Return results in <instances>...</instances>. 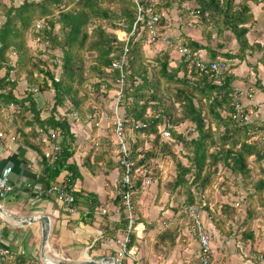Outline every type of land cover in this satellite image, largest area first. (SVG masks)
Here are the masks:
<instances>
[{
  "label": "trees",
  "instance_id": "16d2710c",
  "mask_svg": "<svg viewBox=\"0 0 264 264\" xmlns=\"http://www.w3.org/2000/svg\"><path fill=\"white\" fill-rule=\"evenodd\" d=\"M10 1L5 3L0 0V16L5 18L0 23V132L10 131L11 126L8 128L4 125L3 113L10 104H14L13 121L16 122L14 125L20 134H24L25 141L42 140L41 144H45L44 137L50 135L49 128L64 134L65 139L63 137L59 142L62 148L60 156L50 163V159L45 155L47 161L44 163L43 180L51 183L66 168L67 159L72 154L71 145L66 144L68 136L72 134L71 123L91 121L96 137V145L93 148L95 163L100 166L99 169L105 171V174H109L113 169L118 172L117 183L112 185V188L117 192L115 203L122 211V225L128 224L123 203L127 191L131 193L135 214L140 215L137 219L142 220L141 205L137 203L140 192L145 187L142 172L148 177L151 176L150 160L157 157L162 150L170 152V159L176 162L178 173L170 188L174 192L178 189L177 194H187L185 205L201 206L218 227L230 218L233 221L236 219V223L241 227L242 240L245 244H254L255 221L263 217L259 222H264V119L246 118L247 114H250L248 108L256 110L253 105L243 103L244 106L237 107V103L241 102L234 97L236 91L232 83L234 76H230L226 72L228 70L220 74L222 83L217 84L211 74L201 71L187 56L180 55L178 46L180 44L186 46L191 57H200L209 62L224 61L229 70L233 69L235 66L232 67L234 63L231 61L245 58L244 53L247 49L261 47L260 43L251 44L247 33L248 24L254 19L250 2L260 4L264 0H242L239 4L236 0H193L199 6L196 9L187 7L186 2L190 0H155L153 10L160 14L158 25L161 31L166 26H171L162 8L176 3L182 8L183 13L188 12L191 16L198 17L203 24L213 23L214 31L220 34L224 30L231 31L240 43L242 52L223 54L212 49L208 51V55L204 53L206 48H210L206 43L190 37V34L189 36L181 33L178 37L169 39L167 43L169 46L158 52V57L154 59L156 65L147 59L143 51V46L147 42H154L148 37L147 18L139 22L133 31L138 11L134 0H23L20 3L16 0ZM39 22H42L41 26L37 27ZM107 25L126 34L133 33L127 42L117 33L107 31ZM212 32L209 37L212 36ZM29 37L37 40L38 46L42 44L39 53L52 56V50L61 49L58 76L45 68L46 62L43 59H36L33 55V49L28 44ZM126 48L123 60L126 86L121 109L126 122L128 148L135 164L131 187L124 183V167L117 159V147L112 141L114 126L111 123L107 134L101 135L95 125V116L103 111L109 112L112 104L107 105L105 100L96 97L99 101L96 105L86 106V95L90 96L92 92L97 95L98 91L108 95L107 92L101 91L102 88L113 92L117 90L122 72L114 68L112 63ZM175 51L182 60L177 66L173 65L175 62L172 60V53ZM54 65L59 66L56 61ZM3 69L4 73L1 74ZM180 72L183 75H180ZM24 75L28 82L21 94L18 84ZM109 79L112 82H109ZM161 83L181 85L176 88L175 97H172L169 89L162 93ZM46 86H52L54 89V104L50 114L42 119L37 110V114L28 118L27 111H32L37 106L36 102L47 89ZM83 89L85 95L81 93ZM67 99L72 102V106H65ZM142 100L145 102L140 103ZM196 100L200 105H196ZM109 101L112 103L113 99ZM150 102H155V105H151L155 109L153 114H148L147 111ZM175 102H180L183 107L182 117L194 123L198 132L195 138L187 140L185 135L176 133L175 125L171 123V119H174L172 103ZM59 107L64 108L67 115H60ZM73 113H76V118L71 122L70 116ZM139 121L146 123V126L136 128ZM166 121L171 123L170 127L167 126L171 134L178 136L184 147L191 152L185 154L190 164L187 165L177 158L174 144L170 146V143H162L160 147L154 145L144 150L139 149V142H142L140 139L132 141L130 130L146 134L155 133L158 137L164 138L162 131ZM29 144L33 148L38 146L34 142ZM70 170L72 173L70 180L74 183L79 176L78 168ZM220 170L224 173H220ZM226 171L234 175L233 185L236 186V191L225 189L228 184ZM219 177H223V181L217 184L222 192L221 196L225 195L228 199L237 196L234 199V206L230 202L213 199L214 196L211 194L214 193L215 182ZM107 182L111 183V180L107 179ZM239 184L242 185L243 191L240 190L242 188H239ZM192 186L196 189L201 188V193L196 194L192 191ZM204 189L208 190L207 196L203 194ZM73 193L75 196L78 195L76 192ZM243 203L246 204V214L243 218L237 219L242 215L239 209ZM180 209L174 214L177 222L168 223L154 237L155 247L162 244L169 249L175 244V238L181 231L182 218L178 215ZM171 219L173 217L168 221ZM135 242L134 230L129 246ZM9 261L11 264H32L21 255L11 256ZM199 261V264H202L201 256ZM0 264H8V261L0 257Z\"/></svg>",
  "mask_w": 264,
  "mask_h": 264
},
{
  "label": "crops",
  "instance_id": "0c3cea01",
  "mask_svg": "<svg viewBox=\"0 0 264 264\" xmlns=\"http://www.w3.org/2000/svg\"><path fill=\"white\" fill-rule=\"evenodd\" d=\"M198 40L202 41L199 38ZM241 69L242 64L235 65L232 69L233 73L230 74V76H234L232 83L236 89L243 88L238 86L240 83L246 84L254 80L251 76L244 79L238 73ZM254 82L257 83L256 87L259 90L251 89L243 92L251 93L250 97H246L250 98L247 104H252L256 110L259 105H262L261 108L264 109V78ZM20 92L22 94L24 89ZM46 98L47 95L43 93L36 102L37 106L32 109L33 114H37V110H39L38 114L42 119L50 114V111L43 107L47 102ZM255 104L257 105L255 106ZM28 112L31 111L28 110ZM59 113L60 115H67L62 107ZM258 117L264 119V114H259ZM75 118L71 115V122ZM81 123L86 124L84 129L80 126ZM93 125L91 121L80 122L79 124L71 123L72 134L70 135L73 137L69 135L66 144L71 145L72 154L67 159L66 168L51 183L43 180L44 163L47 161L46 157L50 159L49 162L51 163L60 156L62 148L56 153V157L52 155V142L55 141L59 145L64 134L59 133L53 139L50 133L48 137H44L45 144H41L42 140L33 141L38 145L35 148L29 144L33 142L23 139L24 134H21L23 138L19 139L16 133L18 130H15L14 126L10 132H6L5 135H9L6 139L0 137V172L5 167H11L10 180L15 186L9 195L0 198V248H8L12 251V256L21 255L32 264H50L48 259L53 260L55 264H140V262H144L147 255L143 254L142 249L145 248L144 243L147 242L143 238L149 226L150 230H157V221L149 222L150 211L146 207L145 212H142V220H138L141 229L136 232V242L129 246L134 248L136 253L132 257L126 256L119 262V245L116 239L127 225L124 226L121 223L122 211L115 203L116 189L112 188V185L117 183L118 172L113 169L109 174H105V171L99 169L100 166L95 163L93 148L96 145V137L94 136ZM37 128L41 130L38 126ZM97 129L99 133L106 131L104 127ZM51 131L52 129L49 128L48 133ZM47 153H50L51 156ZM70 164L72 166L69 167ZM74 167L78 168L79 176L74 183H71L72 173L70 169ZM107 179L111 180V183H108ZM59 183L68 184V189L78 194L75 196L73 193L76 211L68 212L66 205L58 200L53 192L44 191V189ZM123 203L125 205L124 200ZM139 204L141 205V201ZM103 209L106 212H103ZM124 209L127 219L128 209L126 205ZM160 212L163 214L162 217L168 218L174 211L163 210ZM160 221H164V218ZM209 222L212 227L218 229L216 237L218 235L217 239L221 242L222 248L229 252L227 239L232 237L235 243V240L238 239L236 237L237 231L232 226L227 230L226 223H222L221 227H218L212 218ZM194 238L196 239L195 243L193 240L189 242V238H183L187 247H190L189 249L192 245L194 247L191 249L194 252L189 254L191 257L192 255L196 256L200 251L197 236L195 235ZM235 245H238V242ZM221 253L223 255L221 260L228 258L226 254ZM218 258L220 259V256ZM147 259L154 262L156 260L155 254L151 252ZM240 263L237 260L235 264ZM220 264H230V262Z\"/></svg>",
  "mask_w": 264,
  "mask_h": 264
},
{
  "label": "rangeland",
  "instance_id": "374dc122",
  "mask_svg": "<svg viewBox=\"0 0 264 264\" xmlns=\"http://www.w3.org/2000/svg\"><path fill=\"white\" fill-rule=\"evenodd\" d=\"M5 3H10V0H3ZM20 1L23 0H16L17 3H20ZM242 0H236V3L239 4L241 3ZM15 2V0H14ZM187 7H189L190 9H196L198 8V4L193 1L190 0L189 2H186ZM250 5L252 7V10L254 12V19L252 22H250V24H248L249 27V32L247 33L248 39L250 41L251 44H256V43H260L261 47L258 48L257 46L251 49H247L245 51V58H238L237 61H231V63H234V65H232V67H234L235 65L238 66L240 64H242V69L238 72L244 79L246 77H253L254 80L253 81H249L252 83L247 82L246 84H237L238 86H242L243 88H239V90L243 92L248 91V90H259L256 85L257 83H255L254 81L257 82V79H262L264 78V2H261L260 4H254L252 2H250ZM165 12V15L167 17V22L170 23L171 26H166V28H163V38L160 39L159 41H154V42H147L144 46H143V51L147 57V59L151 60V62L153 64L156 65V62L154 61L155 58L158 57V52L160 50H164L167 48V46H169L168 40L172 39L173 37H178L181 33H186L187 35L191 34L193 35L195 38H199L203 41V43H206L210 48H206V50L204 51V53H207L209 55L210 50L215 49L220 53H242L240 50V43L237 41L235 35L229 31V30H224L222 31V33H218L216 31H214L215 27L213 23L210 24H203L202 22L199 21L198 17L196 16H191L188 12L183 13L182 8L178 7L176 3L172 4L171 6H168L167 8H162ZM5 20V18L3 16H0V23H2ZM42 22H39L37 24V27H40ZM59 27V25H58ZM107 31L113 32V33H117L118 36L120 38L124 39V31H121L119 29H115L113 27H111L110 25L106 26ZM212 32V36L209 37L210 32ZM190 36V35H189ZM190 36V37H193ZM176 41H180V40H174V42ZM173 42V43H174ZM181 42V41H180ZM28 44L29 46L33 49V55L36 56V59H43L46 64H45V68L51 70L54 75L58 76L59 70H60V57L62 56V51L60 48H56L55 50L51 51L52 56L47 55V54H42L39 53V51L42 49V44H40V46H38V41L35 39H32L31 37L28 38ZM172 53V52H171ZM222 55V54H221ZM209 57V56H208ZM225 58V57H223ZM172 60L175 62L173 65L177 66L179 62H181V58L179 56V54L175 51L172 53ZM243 60H245L243 62ZM57 62V64H59V66L55 67L54 62ZM242 61V63L239 62ZM259 61V62H258ZM44 64V63H42ZM245 69H246V73H245ZM231 73H233V70H230ZM4 73V69L1 70V74ZM180 75H183L182 72H180ZM257 75V76H255ZM109 82H112L111 79L108 80ZM27 78L24 75L21 79V81L18 84V89L21 91L23 89L26 88L27 85ZM50 83V82H49ZM120 83V82H118ZM220 84V83H217ZM181 84L178 83H161V89L163 90V92H167V89H169L170 94L172 95V97H175V93H176V88L178 86H180ZM89 87V86H88ZM46 90H44V94L47 95V102L44 104V109H48L49 111L52 108V105L54 104L53 99H54V89L52 86H46ZM118 89V88H117ZM238 89V88H237ZM243 89V90H242ZM19 91V93H21ZM101 91H105V93L107 92V94H101L100 91H98L97 95H95L93 92L90 93V96L86 95V106H94L96 105V103H98L99 101L96 99V97H99L103 100H105L108 104H112L111 107L116 103L117 98V90L115 92H113L112 90L107 91L106 88H102ZM83 93V95H85V90L83 89V91L81 92ZM255 94V93H254ZM93 96V99H92ZM85 97V96H84ZM109 99H113L112 103H109ZM236 99H238L241 102V105L244 106L243 103H245L247 105V102L250 98H246V96L244 94H242V96H240V98L237 96ZM131 100V98H130ZM65 106L69 107L72 106V102L67 99L65 101ZM145 101L142 100L140 103H144ZM149 107L147 109L148 114H153L155 112V109L153 107H151V105H155V102H150L149 103ZM196 105H200L197 100H196ZM252 106V104H250ZM257 104H255L256 106ZM85 106V105H84ZM172 107L174 109L173 112V117L174 119H171V123L173 125H175V130L176 133H180L182 135H185L187 140H190L192 138H195L198 135L197 130L195 129V125L192 121L183 118V112L182 109L183 107L181 106L180 102H175L172 103ZM206 107V106H205ZM262 105H259V108L254 111L253 108H248V113H250L249 115L247 114L246 118L247 119H251V118H255L258 117V115L260 114H264V109L261 108ZM15 105L14 104H10L8 109L4 110L3 113V120H4V125L7 126L8 128L10 127L12 129V126L15 127V130H17L16 128V122L13 121L14 120V116H15ZM207 109V107H206ZM62 110V109H61ZM31 111V110H30ZM60 111V109H59ZM205 111V110H204ZM120 112L122 113V109L120 107ZM223 112V111H222ZM224 113V112H223ZM157 114V113H156ZM27 117L32 118L33 117V113L28 112ZM123 115V114H122ZM155 115V114H154ZM159 115V114H157ZM20 116V115H19ZM22 118V117H21ZM260 118V117H258ZM23 121V120H22ZM80 123V122H79ZM77 123V124H79ZM171 123L168 121L165 122V125H163V129L165 128L166 125H171ZM15 124V125H14ZM86 124H82L80 126H82V129L85 128ZM213 127H214V122L212 123ZM222 129V128H221ZM170 130V129H169ZM171 131V130H170ZM10 132V131H8ZM17 136L19 137V139H22V135L17 131ZM101 135H106L107 132L106 131H102L100 132ZM130 133V137L132 139L133 142L137 141V139H140L139 142V149L144 148V150H146L147 148L150 149L151 147H153L154 145H158V147H160L162 145V143H170L174 144V153L176 154L177 158L179 160H182L183 163L185 164H190L189 163V159L185 156V154H191V152L189 151L188 148H185L183 143L180 141V138H178V136H175L173 133L170 135V137H165L162 138L161 136L158 137L155 133H151V134H146V133H141V132H137V131H129ZM6 133H3V136L0 135V137L5 138L9 135H5ZM12 134V133H11ZM114 137V136H113ZM113 141V139H112ZM165 141V142H164ZM115 143V141H114ZM53 145H54V141L52 142V150H53ZM169 145V144H168ZM171 153L168 151H160V154L157 157H153L150 160L149 163V169H150V174L151 176H149L150 179V184L149 185H145V187L142 188V191L140 192V197L137 200V203L139 204L141 201V211L145 212V208L148 207L149 209V222H153V221H157V230L156 229H147L145 232V236H144V241H146L147 243L145 244V248H143V254L149 256L152 253L155 254L156 260L154 262H150V259L144 258V262H140V264H147V262L149 261L148 264H199V259L201 256V252L199 251V253L196 254V256L192 255V257L189 255L190 253H193L191 251V249H194L193 245L191 246V249H189L187 247V245L185 244V241L183 240V238H189V242L191 240L194 241L195 243V233L191 227V224L189 222L188 219L182 217V220L180 223V228L181 231L180 233L177 235V237L175 238V244L170 246L169 249H166V245H162L160 244L158 247H155L154 244L156 243V240L154 239V237L157 235V233L163 229L164 227H166L163 223V221H160L162 218H164V220H168L170 219V217H172L175 214V211L177 212L178 209H180L181 207H183V205L186 204V198H187V194H177L178 189H176V191H172L170 188V184L174 183L175 178L177 176V166H176V162L173 159H170ZM253 165V164H251ZM220 173H224L223 170H220ZM226 176H227V180H228V184L227 186H225V189L231 190V191H236L237 188L236 186L233 185V181H234V175L229 172L226 171L225 172ZM142 175H144V172H142ZM146 176H148L146 174ZM238 179V178H237ZM241 177L238 179L240 180ZM221 181H223V177H219L217 178L216 182H215V189H214V193L211 194L214 196V200L216 199L217 201L221 200L222 202H230L231 205L234 206L233 203H235V200L237 198V196H233L231 198H227V196L223 195L221 196V190L218 189L217 184L220 183ZM240 187L242 188V185L239 184ZM241 191H243V188L240 189ZM160 191V193H159ZM192 191H194L196 194L201 193L202 189L201 188H195L194 186H192ZM206 191V192H205ZM208 190L203 191V194L207 196ZM239 197V196H238ZM212 198V197H211ZM232 199V200H231ZM147 203V206H146ZM237 205V204H236ZM245 205L246 204H242L240 206L239 212L242 214L240 215L237 219L239 218H243V216H245L246 214V210H245ZM212 206V205H211ZM220 208V207H219ZM182 209V208H181ZM163 210H169L170 212H172V210L174 211L170 216L167 217H162V213L160 211ZM238 212V213H239ZM238 215V214H237ZM138 216V215H136ZM158 217V218H157ZM206 217V218H205ZM205 217L204 220L205 222L207 221L208 223L206 224V226L208 227V229H210V233L212 234V245L215 249V260L216 263L215 264H220V263H225L227 261L230 262V264H235L236 261L238 260L240 264H264V222H259L263 219V217L258 218L257 221H255L254 224V229H255V233H256V239L254 241V244L249 243V244H245V242L242 240V235H241V227L239 224L236 223V219L233 221L231 220V218L229 220H227L225 223V227L228 230V228L230 226L233 227V229H235V231H237L236 237H238L237 240H235V243L233 242L234 238H229V240L227 239V246L229 247V252H227L226 249H223L221 246V242L217 239L218 235L216 237V233L218 234V229H215L214 227H212L210 225V220H211V216L209 217V213H207L206 216V211H205ZM160 222V224H159ZM147 225V223H146ZM163 227V228H162ZM260 229H262V232H260ZM153 230V231H152ZM152 231V232H151ZM227 232V231H225ZM222 235V234H221ZM220 238V236H219ZM222 241L223 239L220 238ZM231 239V240H230ZM192 241V242H193ZM238 245H235L237 242ZM229 242V244H228ZM200 246V243H199ZM147 247V248H146ZM200 249V248H199ZM220 250V251H218ZM252 250V252H251ZM223 252V254H226L228 256V258H225V260H221V257L223 255H221ZM158 255V257H157ZM218 256H220V259L218 258ZM227 259V260H226ZM50 264H55L53 260L48 259ZM147 261V262H146ZM244 261V263H243Z\"/></svg>",
  "mask_w": 264,
  "mask_h": 264
},
{
  "label": "built area",
  "instance_id": "2783aa9c",
  "mask_svg": "<svg viewBox=\"0 0 264 264\" xmlns=\"http://www.w3.org/2000/svg\"><path fill=\"white\" fill-rule=\"evenodd\" d=\"M137 4V18L133 25V31L135 30L136 25L145 20L147 22V26L149 29V40L155 41L157 39L163 38V33L161 31L159 24L160 21V14L155 13L153 10V6L155 3V0H134ZM133 33V32H132ZM131 33V34H132ZM131 34L124 33V39L129 40V37ZM127 48L120 52L117 59H115L112 63L114 68L121 70V78L119 79L118 83V89H117V101L116 103L111 107L109 112L103 111L95 116V125L98 128L104 127L107 131L110 124L114 126L112 129V139L113 143L115 141L116 145V153H117V159L119 163L124 167L125 175H124V183L128 184L130 187L132 186L131 179L134 176V161L131 158V154L128 148L127 144V137H126V125H125V119L123 118L122 113L120 112L121 102L124 96L125 91V76L123 73V60L125 58ZM178 52L182 56H187L191 63L195 64L196 67H198L201 71L205 73L211 74L217 81V83H222L220 74L223 73V71L228 70L229 74H231L229 68L227 67L226 63L224 61L217 62V61H206L200 57H191L189 55V50L186 46L179 45L178 46ZM36 90V88H34ZM244 94L246 97H250L251 93H242L241 90L236 89L234 92V97H240ZM233 95V94H232ZM237 107H241L240 103H237ZM73 117H76V113H73ZM146 123H143L141 121L136 123V128H142L145 127ZM166 125L165 128L162 131L163 137H170L171 131L169 128H167ZM61 131L57 133V131L52 130L51 137L55 139L57 137V134H59ZM0 135L3 136V133L0 132ZM114 136V137H113ZM264 138V137H263ZM60 146L56 144L54 141L52 155L56 157V153L59 152ZM47 155L51 156L50 153H47ZM12 168L11 167H5L0 172V198H5L7 195H9L14 189L15 186L10 180V174H11ZM143 183L145 185L150 184V179L148 176H146L145 172L143 175ZM45 192H53L57 199L63 202L66 205L68 212H74L76 211V206L74 205L75 197L71 190L68 189V184L66 183H59L54 184L51 187H48ZM43 191V192H44ZM124 201L127 210V220L128 224L127 226L122 229L120 235L117 237L116 242L119 245V253L118 258L119 262L122 261L123 258L126 256H134L136 251L134 248L129 247V243L131 242V235L133 231L136 232L140 231V223L138 222L137 216L134 212V205L131 200V193L130 191H127L124 195ZM178 215L189 220L191 227L197 236L198 242L200 243V252H201V260L202 264H215L216 260L214 258L215 256V249L212 245V234L210 233V230L205 224V210L199 206V205H184L181 207ZM103 212H106L105 209L102 210ZM173 219L170 221L164 220V224H168L170 222L175 223L177 222V217L172 216ZM12 256V251L8 248H0V257L2 260H7L8 264H11L9 259Z\"/></svg>",
  "mask_w": 264,
  "mask_h": 264
},
{
  "label": "water",
  "instance_id": "95a60500",
  "mask_svg": "<svg viewBox=\"0 0 264 264\" xmlns=\"http://www.w3.org/2000/svg\"><path fill=\"white\" fill-rule=\"evenodd\" d=\"M46 238V237H45Z\"/></svg>",
  "mask_w": 264,
  "mask_h": 264
}]
</instances>
